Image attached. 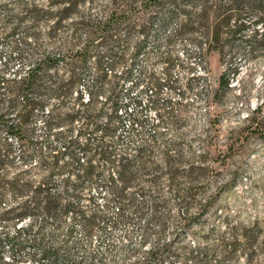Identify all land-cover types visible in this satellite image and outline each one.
<instances>
[{
  "label": "rangeland",
  "instance_id": "1",
  "mask_svg": "<svg viewBox=\"0 0 264 264\" xmlns=\"http://www.w3.org/2000/svg\"><path fill=\"white\" fill-rule=\"evenodd\" d=\"M33 1L36 0H0V35L5 36L0 51L5 57L17 46L24 53L25 61L15 62L7 75L19 71L22 76L30 60L49 58L43 66L40 98L44 105L42 112H50L52 123L57 124L53 132L72 140L80 135V142L84 141L83 104L97 90L96 77L103 72L113 76L129 71V80L121 83L117 101L126 105L128 113L135 111L140 115L142 112L143 122L130 131L122 109V125L115 133L114 146L119 155L124 150L133 155L136 146L154 147L150 149L148 168L139 172L131 183L140 184L150 194L155 188L154 195L165 201L175 216L181 210L177 208L174 189L193 186L204 190L197 195V203L212 196V206L201 216V222L193 226L196 233H202L201 223L204 230L214 228L227 239L235 231L237 237L245 238L237 252L243 254L238 259H224L223 264H264V47L254 48L249 42L264 28L257 21L264 18L263 12L243 17L241 21L246 28L241 39L234 41L231 53L226 54L225 49V55L221 56L216 51H207L210 44L207 24L184 27L186 18L172 6L149 9L141 6L144 0H87L68 18L55 24L33 22L23 12ZM183 7L187 11L193 9L190 4ZM114 9L127 11L116 13ZM19 17L24 18L19 20ZM118 58L122 62L110 68V62ZM2 62L0 58V65ZM223 74L227 86L220 85ZM149 76L157 79L158 88L148 85L141 90V85L136 86L137 79ZM108 91L109 85L104 84L103 91L94 98L96 112L105 107L97 117L101 124L109 114L110 106L105 103ZM135 95L140 101L137 108L129 102ZM43 118L41 114L36 117L37 127ZM154 131L158 136L149 143ZM10 143L17 153V142ZM168 145L174 149L169 152L170 158L164 155ZM76 156L80 162L86 160L81 153ZM36 161L32 159V163ZM136 168L137 165L131 166L130 173ZM177 170L195 175L197 181L166 174ZM156 175H160L158 182L151 183ZM30 176L34 181L49 177L51 194L66 199L63 180L69 177L75 181V176L68 172L57 174L34 169ZM86 185L90 187L83 192L86 199L93 196L102 205L100 183L92 181ZM134 185L128 191L137 203H143L147 217L151 198L140 196ZM77 191L80 194V183ZM83 202L89 211L92 204L85 200L79 204ZM197 209L198 206L191 212L196 213ZM58 219L49 216L41 234L37 233L35 224L28 238L44 237L48 248L69 254V261L78 264L84 261L88 253L85 251L94 254L96 264L134 261L129 252L139 249L143 221L135 225L130 242L125 244L121 228L111 231L107 241L97 233L85 237L79 217L72 212L62 213ZM169 238L170 233L166 236ZM29 250L36 253L35 248L29 247L23 253L28 254ZM142 253L143 249L136 255V261ZM214 259L222 258L216 254L209 264H214ZM22 264L36 263L24 261Z\"/></svg>",
  "mask_w": 264,
  "mask_h": 264
},
{
  "label": "trees",
  "instance_id": "2",
  "mask_svg": "<svg viewBox=\"0 0 264 264\" xmlns=\"http://www.w3.org/2000/svg\"><path fill=\"white\" fill-rule=\"evenodd\" d=\"M38 1L42 0L33 1L29 8H23V12L33 22L53 21L59 24L87 0ZM186 3L190 4L194 10L187 11L183 7L188 5ZM141 6L149 9L172 6L174 11L183 13L186 18L184 27L188 26L187 28L196 23L207 24L210 43L207 51H216L221 56L231 53L234 41L241 39V34L246 28L245 23L241 21L243 17L261 12L264 14L262 11L264 0H144ZM112 11L124 13L127 10ZM23 18L19 17V20ZM257 21L264 26V18H259ZM100 36L103 37V35ZM4 39L5 36L0 35V43ZM249 42L254 48L264 47V28L260 34L256 32ZM225 49L227 51L224 53ZM77 54L80 55V52ZM199 55H202L201 50ZM0 58L3 59L0 65V264H22L24 261L36 264H78L69 261L71 258L69 254H62L57 249L48 248L44 237L28 238L35 224H37V233L41 234L49 216L59 221L60 214L67 212H72L79 217L85 237L90 238L97 233L100 238H107L109 241L111 231L121 228L125 244L130 242L135 225L143 221L139 249L129 252L134 258L131 264H209L216 254H220L222 259H214V264H223L224 259L232 260L241 257L243 253L240 252L238 255L237 252L241 240L245 238L237 237L235 231L230 232V238L227 239L217 233L214 228L204 230L202 223L200 224L202 233H196L193 229L194 225L201 222V216H204L212 206V196L201 204L197 203V195L204 190H198L193 186L174 189L177 208L181 210V213L175 216L169 212L167 203L154 195L157 192L155 188L150 194L140 184L131 183L139 172L148 168L151 163L150 149L154 147L136 146L133 155L126 153L125 150L122 155H119L114 146L115 133L122 125V109L128 119L126 125L130 131H134L135 126H142L143 122L142 112L140 115L135 111L128 113L126 105H121L117 101V96L122 89L121 83L129 80V71L113 76L103 72L96 77L97 90L92 91L87 96L86 104H83L85 107L82 115L85 122L82 132L84 141L80 142V135L72 140L62 133L55 134L53 128L57 124L52 123L53 116L50 112H42L44 106L40 98L43 90L42 71L49 58L42 56L41 59L30 60V66L22 76L19 71L7 75V71L9 72L15 62L25 61L22 49L13 46L11 53L5 57L0 51ZM121 62L119 58L112 60L110 68H115ZM71 81L69 82L72 84ZM104 84L109 85L105 103L110 107L105 122L101 124L98 123L97 117L100 111L103 113L105 107L96 112L94 98L103 91ZM139 85L143 90L148 85L158 88L159 84L157 79L149 76L137 79L136 86L139 87ZM220 85H228L225 74L220 77ZM63 86L65 84L58 90ZM129 102L136 108L140 105L137 95L129 98ZM40 114L44 118L41 125L37 127L35 120ZM156 136L158 135L154 131L149 138V143H153ZM11 140L18 144L17 153L13 150ZM172 150H174L173 146L168 145L164 154L166 158H170L169 152ZM78 153H81L86 160L80 162L76 156ZM33 158L37 159L35 163H32ZM134 165H137V168L130 173L132 172L130 167ZM34 169L39 172L73 174L75 181H71L69 177L63 180V185L67 188H65L67 199L62 195L51 194V188L48 187L51 183L49 177L34 181L30 176ZM170 172L166 174L180 176L191 182L197 181L195 175L193 177L185 170L180 173L178 170ZM159 178L160 175L154 176L151 183H157ZM92 181L100 183L103 192V195H100L103 200L102 205L97 204L93 196L86 199L83 193L90 188L86 184ZM79 183L80 194L77 191ZM133 185L140 196L149 195L151 198L150 213L147 217L143 203H137L133 193L128 191ZM84 200L92 204L89 211L84 202L79 204V201ZM196 206L198 211L191 212ZM26 220L28 223L25 222ZM19 223L22 224L19 225ZM168 233L170 238L166 239ZM213 236H215V242L212 243ZM146 245L147 248L144 249ZM107 246L110 248L111 243ZM26 247L35 248L36 253L31 250L28 254L23 253ZM141 249H143L142 256L139 261H136L135 257ZM85 252L88 253L82 263L96 264L94 254ZM251 254L253 252L248 257Z\"/></svg>",
  "mask_w": 264,
  "mask_h": 264
}]
</instances>
